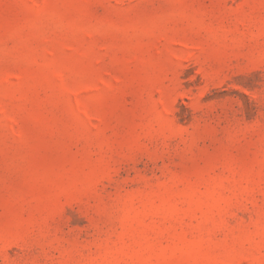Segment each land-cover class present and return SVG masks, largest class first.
Masks as SVG:
<instances>
[{
  "label": "rangeland",
  "instance_id": "1",
  "mask_svg": "<svg viewBox=\"0 0 264 264\" xmlns=\"http://www.w3.org/2000/svg\"><path fill=\"white\" fill-rule=\"evenodd\" d=\"M0 264H264V0H0Z\"/></svg>",
  "mask_w": 264,
  "mask_h": 264
}]
</instances>
